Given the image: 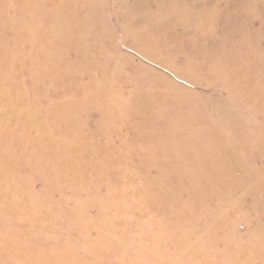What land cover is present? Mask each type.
<instances>
[{
	"label": "rangeland",
	"instance_id": "obj_1",
	"mask_svg": "<svg viewBox=\"0 0 264 264\" xmlns=\"http://www.w3.org/2000/svg\"><path fill=\"white\" fill-rule=\"evenodd\" d=\"M0 264H264V0H0Z\"/></svg>",
	"mask_w": 264,
	"mask_h": 264
},
{
	"label": "bare ground",
	"instance_id": "obj_2",
	"mask_svg": "<svg viewBox=\"0 0 264 264\" xmlns=\"http://www.w3.org/2000/svg\"><path fill=\"white\" fill-rule=\"evenodd\" d=\"M59 12H60L59 8H52L51 14H49V17H47L48 19H50L51 25L48 26L46 29L52 31V33L58 32L59 33L58 36L60 37L59 41L62 42V41H65V39H66L65 35H64V30H63V26L65 24L66 19H65V17H60V16L58 17L59 19H56L57 16L55 14H59ZM23 29L25 32L30 33V35H32L31 31H33V30H31L28 27V22H26V25L23 26ZM76 38L83 40V38H85V36H84V34L79 33L76 35ZM15 48H16V46H15ZM85 53H86V59L89 60V57H90L89 53L88 52H85Z\"/></svg>",
	"mask_w": 264,
	"mask_h": 264
}]
</instances>
